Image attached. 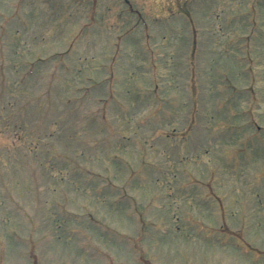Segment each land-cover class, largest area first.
<instances>
[{"label": "rangeland", "instance_id": "rangeland-1", "mask_svg": "<svg viewBox=\"0 0 264 264\" xmlns=\"http://www.w3.org/2000/svg\"><path fill=\"white\" fill-rule=\"evenodd\" d=\"M0 264H264V0H0Z\"/></svg>", "mask_w": 264, "mask_h": 264}]
</instances>
